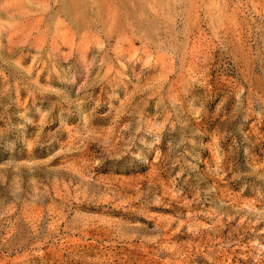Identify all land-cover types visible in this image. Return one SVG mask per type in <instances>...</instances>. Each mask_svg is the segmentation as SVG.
Listing matches in <instances>:
<instances>
[{
    "label": "rangeland",
    "instance_id": "1",
    "mask_svg": "<svg viewBox=\"0 0 264 264\" xmlns=\"http://www.w3.org/2000/svg\"><path fill=\"white\" fill-rule=\"evenodd\" d=\"M0 264H264V0H0Z\"/></svg>",
    "mask_w": 264,
    "mask_h": 264
}]
</instances>
